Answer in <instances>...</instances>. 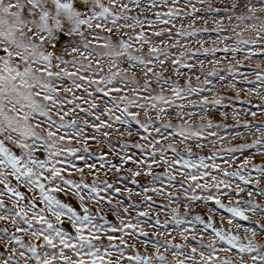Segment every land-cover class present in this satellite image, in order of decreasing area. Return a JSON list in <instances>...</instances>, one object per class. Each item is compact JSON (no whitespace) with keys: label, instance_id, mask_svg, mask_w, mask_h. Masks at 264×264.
<instances>
[{"label":"snow or ice","instance_id":"1","mask_svg":"<svg viewBox=\"0 0 264 264\" xmlns=\"http://www.w3.org/2000/svg\"><path fill=\"white\" fill-rule=\"evenodd\" d=\"M240 80L264 0H0V264H264V105L218 111L264 101Z\"/></svg>","mask_w":264,"mask_h":264},{"label":"rangeland","instance_id":"2","mask_svg":"<svg viewBox=\"0 0 264 264\" xmlns=\"http://www.w3.org/2000/svg\"><path fill=\"white\" fill-rule=\"evenodd\" d=\"M201 59H203V57H201ZM253 69H255V64L254 63L251 64V65L246 64L245 68H243L241 70L242 71H246V72H250ZM193 71H199V69L197 68V69H194ZM230 79L231 78L228 77L222 83L227 84ZM249 79L254 81L255 80V76L254 75L250 76ZM181 83H183V81H181ZM217 87H219V84H217ZM237 87L238 88H243V89H255L256 91L264 92V87H262L260 84H248V83H245L243 80L239 81V83L237 84ZM221 95H223L226 98H228V99L225 100V103L231 105L232 107H229L227 109L219 108L218 111H228L229 114H231L233 107L235 109H237V110H244V109L249 108L251 105H264V101H262L260 99H257L254 96H249L246 91H241L240 100L250 101V104H248V103H245V104L239 103V101L236 100V93L234 91L221 90ZM253 110H255V109H253ZM214 111H217V110H214ZM215 119H216L217 122L220 121V117L218 115L215 116ZM247 119L251 121V117H247ZM226 123L231 125V124H233V121L231 119H229V120L226 121ZM89 132L91 133V130H89ZM110 140H111V143H112V147L114 149L119 150L120 144L125 143V142H128V143L135 142L136 140H138V137L134 135L131 138H127V137L122 138V137H119L116 134H113L110 137ZM234 143H242V141H234ZM92 151L94 153H96L97 155L103 153V154L107 155L108 159L111 160L112 162L119 163V157L117 155L113 154L112 152H109V147H108L107 144L93 145ZM129 151L130 152H135L137 155H139L138 151L135 150V149H131ZM89 162L90 163H98V161H96L95 159L90 160ZM256 162L260 163V160H256ZM155 171L156 172H163V169L162 168H156ZM122 174L123 175H128V173H122ZM87 178L89 180H91V177H87ZM101 179H109L110 181H112V180L116 179V176L114 174H109L107 177H105L103 175V171H101ZM140 183L141 184H147L148 181L145 178H140ZM128 186L132 187L134 189V191L138 190V189L135 188L134 185H130L129 184ZM122 195H126V193H122ZM174 195H181V194L180 193H174ZM133 199L137 203H140V200H139L138 197L134 196ZM156 199H157V203H163V201L160 200V198H156ZM108 218L110 220L113 219V217H112V215L110 213H108ZM161 219H164V217L161 216ZM0 227H4V225L0 224Z\"/></svg>","mask_w":264,"mask_h":264}]
</instances>
